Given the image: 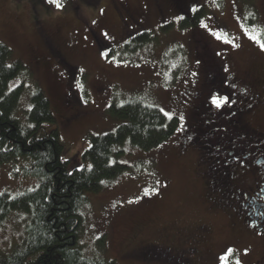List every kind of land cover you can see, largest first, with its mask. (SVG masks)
<instances>
[{
  "label": "rangeland",
  "instance_id": "374dc122",
  "mask_svg": "<svg viewBox=\"0 0 264 264\" xmlns=\"http://www.w3.org/2000/svg\"><path fill=\"white\" fill-rule=\"evenodd\" d=\"M62 3L64 7L57 9L46 0H0V42L32 74L30 80L15 79L12 86L24 81L32 90L36 83L49 100L55 123L41 125L39 135L58 130L62 159L72 169L83 167L82 155L90 146L88 136L113 132L123 123L109 112L113 103L122 105L137 98L163 109L169 117H184L173 136L157 148L143 151L127 146L123 155L114 157L128 169L100 192L87 194L88 202L80 209L81 251L88 258L115 264H172L177 262L172 252L155 249L148 255L150 250L140 249L139 242L170 236L182 242L187 254L198 235L194 229L198 225L205 227L204 232L212 228L203 237L201 252L198 250L199 264H236L237 260L254 264L259 257L254 252H241L237 259L229 256L231 248H244L243 241L234 237L230 214L213 212L205 202V187L194 170L195 152L183 147L190 131L195 134L191 126L194 100L183 97L189 89L216 95L211 88L217 89L227 74L240 78L256 72L264 76V51L241 30L247 8L255 7L258 20L264 21V0ZM192 6H205L207 14L201 21L210 30L234 38L240 47L217 40L200 26L201 21L196 27L181 28L180 22L193 13ZM146 31L154 36L152 45L122 61L120 46ZM209 96L210 102L217 98ZM20 105L29 107L28 94ZM23 165L22 160L0 165V195L37 185L36 178L22 175ZM26 223L23 213L10 214L0 228V253H10L23 241Z\"/></svg>",
  "mask_w": 264,
  "mask_h": 264
},
{
  "label": "trees",
  "instance_id": "16d2710c",
  "mask_svg": "<svg viewBox=\"0 0 264 264\" xmlns=\"http://www.w3.org/2000/svg\"><path fill=\"white\" fill-rule=\"evenodd\" d=\"M247 10L243 25L251 32L256 29L252 34L264 39V21L258 20L255 7ZM206 14L207 8L200 7L187 15L180 27H196ZM153 40L148 31L130 38L120 46L121 60L130 59ZM49 50L59 55L55 49ZM19 77L30 80L32 74L0 42V165L22 160V175L38 180L30 189L0 195V228L12 213H23L27 219L23 241L10 253H0V264H115L88 258L81 251L80 209L88 202L87 194L100 192L128 169L114 157L123 155L127 146L143 151L157 148L173 136L179 119L165 116L159 108L137 98L122 105L113 103L108 110L123 123L113 132L88 136L90 146L82 155L83 167L72 169L70 162L62 159L58 130L39 135L41 125L55 123L49 100L36 83L32 90L24 81L12 86ZM26 94L29 107L23 109L20 104Z\"/></svg>",
  "mask_w": 264,
  "mask_h": 264
},
{
  "label": "flooded vegetation",
  "instance_id": "af4514ba",
  "mask_svg": "<svg viewBox=\"0 0 264 264\" xmlns=\"http://www.w3.org/2000/svg\"><path fill=\"white\" fill-rule=\"evenodd\" d=\"M211 90L217 94L191 89L184 92V99L194 100L191 126L195 134L190 131L182 141L183 147L195 152L194 170L205 187V202L211 204L213 212L230 214L234 237L243 241L244 248H231L229 256L237 259L241 252H254L259 254L254 264H264V76L256 72L244 73L240 78L227 74L219 80V87ZM209 95L217 96L222 107L217 109ZM197 226L194 229L198 235L187 254L180 246L182 242L170 236L138 241L139 248L150 250L148 255L155 249L170 251L177 258L172 264H199L202 258L198 250L212 228L204 232L205 227Z\"/></svg>",
  "mask_w": 264,
  "mask_h": 264
},
{
  "label": "snow or ice",
  "instance_id": "6c2138e0",
  "mask_svg": "<svg viewBox=\"0 0 264 264\" xmlns=\"http://www.w3.org/2000/svg\"><path fill=\"white\" fill-rule=\"evenodd\" d=\"M46 2L49 5H54L55 8H57V9H62L64 7V5L62 3V0H46ZM213 2H214V0H213ZM191 11L193 13H195V12L198 11V9L195 6H192L191 7ZM181 19H183V18L181 17ZM200 26L202 28L206 29V30H210V26L207 23H205L204 21H201L200 22ZM241 30L244 32L245 35L248 36V39L249 40H251L253 43H255L259 47V49L261 51H264V39H261V37L259 35H253L252 34V32H255L256 29H253L252 32H249L248 31V27L247 26H243ZM210 34L213 37H215L217 40H224L225 43H231L232 47H234V48H239L240 47L239 44L235 43L234 38H231L226 33H221V32H217L215 30H210ZM220 54L221 53H217V55H220ZM104 55H107V54H104ZM227 70L228 69L225 68V71H227ZM192 74L195 75L196 73H192ZM224 103H227V100H225ZM212 104H214L217 109H219V108L222 107L221 102L218 99H216V98H213L212 99ZM161 111L163 112L164 110L162 109ZM0 115H2V114H0ZM164 115L167 116L169 114L167 112H164ZM179 120L180 121H183L184 120L183 115H181L179 117ZM29 127H35V126L34 125H29ZM180 127H181V130H183V128H184L183 123H181ZM187 138L189 140H192L193 139L192 136H188ZM89 167H91V166H89ZM69 175H71V173H69ZM148 194L149 193H145V195H148ZM262 215H264V214H262ZM229 251H230V253L233 252V250H229ZM222 259H225V258H222ZM236 264H241V261L237 260L236 261Z\"/></svg>",
  "mask_w": 264,
  "mask_h": 264
}]
</instances>
